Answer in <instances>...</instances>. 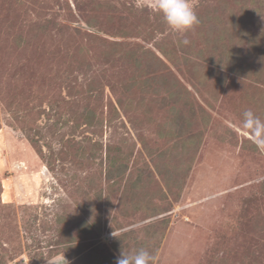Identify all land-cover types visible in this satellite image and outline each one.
Here are the masks:
<instances>
[{"label":"rangeland","instance_id":"rangeland-1","mask_svg":"<svg viewBox=\"0 0 264 264\" xmlns=\"http://www.w3.org/2000/svg\"><path fill=\"white\" fill-rule=\"evenodd\" d=\"M151 4L0 0L5 264L103 260L123 234L155 264H264V146L241 126L264 120V62L237 43L263 46L264 0H191L183 34ZM230 34L242 74L216 67Z\"/></svg>","mask_w":264,"mask_h":264},{"label":"clouds","instance_id":"clouds-1","mask_svg":"<svg viewBox=\"0 0 264 264\" xmlns=\"http://www.w3.org/2000/svg\"><path fill=\"white\" fill-rule=\"evenodd\" d=\"M151 7L173 33H187L200 23L191 0H152ZM182 44L189 41L183 39ZM241 126L251 135L257 147L264 146V120H261L253 111L246 110L242 114ZM58 264H68L64 257ZM116 264H155V257L147 250L140 249L134 252L121 251Z\"/></svg>","mask_w":264,"mask_h":264},{"label":"trees","instance_id":"trees-1","mask_svg":"<svg viewBox=\"0 0 264 264\" xmlns=\"http://www.w3.org/2000/svg\"><path fill=\"white\" fill-rule=\"evenodd\" d=\"M259 1H261V0H259ZM244 34L245 33H242V35H244ZM236 37L237 36H235V34L234 35L230 34V37H228L227 40H225L224 36L216 38V39L213 40V41L216 42L217 49L218 48L219 49L223 48V49H221V51L218 54V56H216L217 66H216V64H215V66L219 67L221 69L229 68L232 71V74H234V75L243 73V68L242 67L238 68V69H235V67H234L237 64L239 58H238V56H237V54L235 52L236 48L233 46L234 43L231 42V40H233ZM224 41H228L229 47H222V43ZM247 42L250 44V53H251V55H252L251 57L253 59L252 60L253 61L252 64H257L258 66H260L264 62V44H263V46L259 45V43L257 42V39L254 38V37H252V39H250V40H247L246 38H240V41L237 42V43L239 45V44H244V43H247ZM212 59H213V56H212ZM164 65H165L164 62H162V67H164ZM253 76H254V82L255 83H258L259 85H264V80H260L259 79L260 75L258 74V69L257 68H256V70H254ZM179 90L180 91L185 90L186 94L189 93L188 89L185 88V87H183V89H182V87H179ZM164 102H166V100H164ZM118 103L120 104V106L122 105L121 104V99H118ZM176 103H177V101L174 102V104L170 105V111L177 112V110H175L176 107H177V106H175ZM201 110L204 111L203 109H201ZM84 123L86 125H88V126L94 124V111L91 108H89V106L86 108V113L84 114ZM182 132H180V137H178V139H183L184 140V138L186 136V133H182ZM199 136H200L199 134H195V133L189 134L188 133L186 141L187 140H192L194 138L198 139ZM108 180L109 181H114V182L117 181L116 180V176H114V174L108 175ZM117 184H119V182ZM122 240L123 241L125 240V234H123V235L119 236L118 238L114 239V242H113L112 245H113L115 253H112V252L109 251L103 260L102 259H94L92 261H90V260L88 261L87 258L89 256H86V258L84 259L85 263L86 264H114V263L116 264L117 257L120 255L121 251L128 247V246H125L123 248H118V244H121ZM0 264H5V263L0 261Z\"/></svg>","mask_w":264,"mask_h":264}]
</instances>
